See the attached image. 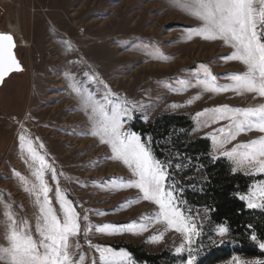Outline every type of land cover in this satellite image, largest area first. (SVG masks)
I'll return each mask as SVG.
<instances>
[{
  "label": "rangeland",
  "instance_id": "rangeland-1",
  "mask_svg": "<svg viewBox=\"0 0 264 264\" xmlns=\"http://www.w3.org/2000/svg\"><path fill=\"white\" fill-rule=\"evenodd\" d=\"M200 23L173 7L171 0H0V33L14 36L16 54L24 65L22 72L11 74L0 87V195L4 201L12 204L18 222L22 218L29 221L36 239H39L35 231L38 208L34 206V197L24 191L23 184L13 171H19L29 181L35 182L29 164L25 163L27 154L21 153V134L34 141L49 163L54 161L57 173H62L59 175L60 187L68 199L78 206L77 211L82 216H89L92 224L148 223L141 217L158 210L149 201L133 203L121 210L117 206L125 200L139 197V190H115L102 185L101 182L113 177L124 180L134 177L121 161L108 158L112 156L108 144L89 134L90 121L70 87V76L95 91L102 85L88 83L85 73L98 74L114 93L136 104L133 119L125 124V129L135 131L133 123L147 125L163 114L187 116L194 124L190 138L209 139L211 156L226 159L232 168L235 167L232 162L219 155V151L229 150L238 143L264 135L256 130L244 132L227 144L225 149L215 151L209 134L228 121L203 127L193 119L196 113L224 104L254 107L264 104V97L254 93L237 95L232 91L213 94L203 92L198 87H190L178 94L165 86L167 82L172 89L182 88L176 82L178 79L194 83L191 70L200 64L208 65L217 77L246 70L238 61L218 59L233 51L223 41H207L199 36L186 39V29ZM155 49L173 59L165 61L157 58ZM38 58L40 62H37ZM218 83L228 84L231 81L219 79ZM197 94H201V98L188 104L187 101ZM173 104L180 106L170 107ZM177 134L178 131H175L171 137ZM141 137L146 140L150 136ZM160 139L159 146L170 160L169 173L176 181L177 188L183 189L182 193H178L186 201L182 207L190 209L200 228L201 235L193 245L197 256L195 264H234L233 257L245 261L264 260V256L242 252L218 256L221 258L215 260L212 253L216 247L229 248L235 243L229 229L226 235H218V227L223 224L212 223L206 207L192 204L184 197L187 190L202 185L203 169L193 155H179L174 147L167 145L165 138ZM40 143L44 145L43 149H39ZM150 147L152 149L151 144ZM254 177L261 180L264 174ZM46 179L53 188L49 194L53 206L59 212L55 199L56 182L50 173L46 174ZM4 212L3 204H0V245L7 246ZM97 212L106 214L98 215ZM166 227L164 223H155L140 234L124 232L118 235H106L93 229L87 240L94 245L126 250L134 264L148 263L137 261L124 247L125 244H133L153 254L169 252L180 258L173 264H181L188 253L177 254L175 249L182 243L183 237L174 230L166 231ZM161 232H165L162 241L149 242L151 236ZM87 240L83 235L80 237L81 252L86 255L85 264H91L93 257L98 262L99 254L89 247ZM258 249L264 252V249ZM79 255L80 252L77 253ZM161 263L169 264L167 260ZM0 264L4 262L0 261Z\"/></svg>",
  "mask_w": 264,
  "mask_h": 264
},
{
  "label": "snow or ice",
  "instance_id": "snow-or-ice-1",
  "mask_svg": "<svg viewBox=\"0 0 264 264\" xmlns=\"http://www.w3.org/2000/svg\"><path fill=\"white\" fill-rule=\"evenodd\" d=\"M171 3L173 7L201 22L199 26L186 29L187 40L199 36L207 41H223L224 45L233 51L218 59L225 62L238 61L246 70L225 73L217 77L208 65L200 64L191 70L194 83L178 79L176 82L182 85V88L172 89L171 84L167 82L165 86L177 91L178 94L190 87H198L203 92L213 94L232 91L237 95L254 93L264 97V0H171ZM68 47L71 48V45ZM14 48L13 35L0 33V84L11 72L22 71L14 55ZM154 54L165 61L173 59L164 56L158 49L154 50ZM85 75L88 77V83L102 85V88L98 87L93 91L86 84H80L75 77L70 76V87L79 98L81 110L88 115L90 121L89 134L98 137L101 143L108 144L112 152V156L108 158L121 161L134 177L130 180L113 177L101 182L102 185L111 186L115 190L127 188L139 190L141 194L139 197L125 200L117 206L121 210L142 201L154 203L158 210L141 217V220H147L148 223L132 221L126 225L92 224L89 216L87 214L82 216L77 211L78 206L68 199L60 187L59 175L62 173H57L54 161L49 163L46 155L38 151L34 141L21 134L19 136L21 153L27 154L25 163L29 164L35 182L29 181L19 171H13L23 184L24 191L34 197V206L38 208L35 231L39 239L33 236L31 225L26 218L17 221L12 204L4 201L0 195V204H3L5 209L7 240V246L0 245V261L4 264H85L86 255L81 252L80 237L83 235L87 240L93 229L106 235L124 232L140 234L155 223H164L167 226L166 231L174 230L183 237L182 243L175 249L177 254L188 253L181 264H195L197 256L193 245L201 232L190 209L182 207L186 205V201L182 200L178 193H182L183 189H178L176 181L171 177L169 173L171 165L153 155L150 147L151 137L145 140L130 128L125 129V124L133 119L137 105L114 93L98 74ZM219 79H227L231 83L220 84ZM200 98L201 94H197L187 103L191 104ZM179 106L173 104L170 107ZM144 119L146 121L147 117ZM193 119L203 127L228 121L226 125L214 129L209 134L213 141V149L219 151L225 149L226 145L236 140L241 133L253 130L264 133V104L246 108L218 105L197 112ZM38 147L43 149L44 145L40 143ZM219 155L232 162L235 166L233 172L239 170L245 175H262L264 135L249 142L238 143L229 150L219 151ZM48 173L56 182L55 199L59 204V212L53 206L52 197L49 195L53 188L46 179ZM8 195L10 196V193ZM239 199L246 201L248 208L264 207V179L253 181L248 191L240 195ZM227 233L226 226L218 227V235L224 236ZM164 235L165 232L155 234L149 238V242H160ZM250 239L257 243L260 249H264V240H259L254 232ZM87 243L99 254V261L93 257L91 264H134L131 255L124 249L116 250L108 246L94 245L90 240H87ZM233 261L234 264H264V260L245 261L239 257H233Z\"/></svg>",
  "mask_w": 264,
  "mask_h": 264
},
{
  "label": "trees",
  "instance_id": "trees-1",
  "mask_svg": "<svg viewBox=\"0 0 264 264\" xmlns=\"http://www.w3.org/2000/svg\"><path fill=\"white\" fill-rule=\"evenodd\" d=\"M193 128V122L185 115L163 114L147 125L133 123L136 132L143 137L146 135L151 137L153 153L159 160L165 163L170 161L159 146L160 137L165 138L167 145L174 147V151L179 155H193L198 160V166L203 169L204 180L200 187L187 190L184 197L192 204L206 207L211 222L226 225L235 242L229 248L216 247L212 253L215 260L221 258L218 256H230L232 252L264 256V252H261L256 243L250 239V235L254 232L259 240H264V208L250 209L244 200L239 199V196L245 194L249 185L259 177L233 172L231 164L226 159H214L211 156L209 139L190 138ZM175 131H178V134L171 137ZM169 138L172 140L170 141ZM124 247L137 261L148 264H163L162 260L173 264L180 259L169 252L153 254L142 251L133 244H125Z\"/></svg>",
  "mask_w": 264,
  "mask_h": 264
},
{
  "label": "water",
  "instance_id": "water-1",
  "mask_svg": "<svg viewBox=\"0 0 264 264\" xmlns=\"http://www.w3.org/2000/svg\"><path fill=\"white\" fill-rule=\"evenodd\" d=\"M10 34V33H9ZM12 35V34H11ZM14 37V36H13ZM14 42H15V48H14V55L16 56V58H17V60L19 61V63H20V65H21V67H22V71L24 70V65L21 63V61H20V59L18 58V56H17V54H16V47H17V43H16V40H15V38H14ZM22 71H13V72H11L10 74H8L6 77H5V79H4V81L11 75V74H13V73H16V72H22ZM4 84V82L2 83V84H0V87L2 86Z\"/></svg>",
  "mask_w": 264,
  "mask_h": 264
},
{
  "label": "built area",
  "instance_id": "built-area-1",
  "mask_svg": "<svg viewBox=\"0 0 264 264\" xmlns=\"http://www.w3.org/2000/svg\"><path fill=\"white\" fill-rule=\"evenodd\" d=\"M41 61V59L40 58H38L37 59V62H40ZM33 71L35 72L36 71V69H33Z\"/></svg>",
  "mask_w": 264,
  "mask_h": 264
},
{
  "label": "bare ground",
  "instance_id": "bare-ground-1",
  "mask_svg": "<svg viewBox=\"0 0 264 264\" xmlns=\"http://www.w3.org/2000/svg\"><path fill=\"white\" fill-rule=\"evenodd\" d=\"M5 82V81H4Z\"/></svg>",
  "mask_w": 264,
  "mask_h": 264
}]
</instances>
